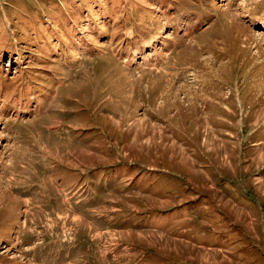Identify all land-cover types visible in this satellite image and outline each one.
<instances>
[{
	"label": "rangeland",
	"instance_id": "obj_1",
	"mask_svg": "<svg viewBox=\"0 0 264 264\" xmlns=\"http://www.w3.org/2000/svg\"><path fill=\"white\" fill-rule=\"evenodd\" d=\"M264 0H0V264H264Z\"/></svg>",
	"mask_w": 264,
	"mask_h": 264
},
{
	"label": "bare ground",
	"instance_id": "obj_2",
	"mask_svg": "<svg viewBox=\"0 0 264 264\" xmlns=\"http://www.w3.org/2000/svg\"><path fill=\"white\" fill-rule=\"evenodd\" d=\"M258 26L259 27H264V19H261L258 21Z\"/></svg>",
	"mask_w": 264,
	"mask_h": 264
}]
</instances>
